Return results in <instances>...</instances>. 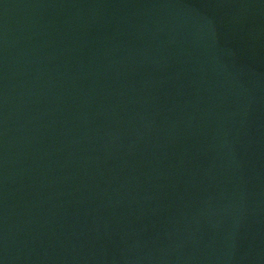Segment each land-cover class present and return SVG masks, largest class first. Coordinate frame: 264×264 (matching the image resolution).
<instances>
[{"label":"water","instance_id":"water-1","mask_svg":"<svg viewBox=\"0 0 264 264\" xmlns=\"http://www.w3.org/2000/svg\"><path fill=\"white\" fill-rule=\"evenodd\" d=\"M0 264H264V0H0Z\"/></svg>","mask_w":264,"mask_h":264}]
</instances>
